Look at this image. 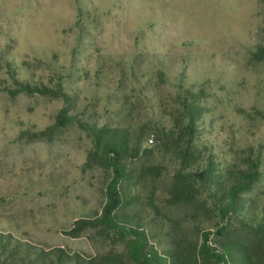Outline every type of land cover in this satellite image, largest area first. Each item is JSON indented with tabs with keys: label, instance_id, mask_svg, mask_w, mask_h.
<instances>
[{
	"label": "rangeland",
	"instance_id": "374dc122",
	"mask_svg": "<svg viewBox=\"0 0 264 264\" xmlns=\"http://www.w3.org/2000/svg\"><path fill=\"white\" fill-rule=\"evenodd\" d=\"M261 46L264 0H0V234L133 264L131 237L91 222L111 204L158 251L197 264H218L208 250L228 240L263 250L204 179L179 171L171 132L180 90H203L195 147L225 167L261 158L243 197L264 210ZM104 128L129 134L121 156Z\"/></svg>",
	"mask_w": 264,
	"mask_h": 264
},
{
	"label": "trees",
	"instance_id": "16d2710c",
	"mask_svg": "<svg viewBox=\"0 0 264 264\" xmlns=\"http://www.w3.org/2000/svg\"><path fill=\"white\" fill-rule=\"evenodd\" d=\"M256 56L260 60L264 59V46L259 47ZM21 87L28 91H40L39 88L28 84L21 85ZM178 94L180 116L178 122H173L174 128L171 131L175 135L174 143L179 149L175 156L176 166L179 171L204 179L217 197L221 214L226 217L231 214L245 228L259 233L263 238L264 246V210H259L256 204L243 197L258 177L261 158L248 159L249 169H243L238 165L225 167L215 156L211 154L206 156L194 144L197 138L205 134L203 125L208 108L203 100L204 91L183 88ZM66 95H68L67 98H71L69 94ZM103 131L107 134L106 138L109 139L110 135L115 140L112 144L113 149L118 156H121V152H124L128 145L129 134L118 129L115 131L119 135L105 128ZM137 141L141 146L144 138L140 137ZM151 141L153 142L152 139ZM120 163L116 161L114 165L119 177L123 175ZM112 195L115 199L121 200L120 191ZM109 205L105 210V215L91 222L102 221L109 231H113L118 236H130L126 254L133 264H197L193 256L191 258L187 254L188 251L185 252L178 246L168 251H158L156 244L151 243L147 226L143 227L133 220L115 217L112 215L115 206ZM13 243H16L15 239L0 234V256L6 257L10 264H128L116 256L88 258L80 253L60 248L47 249L22 242L20 243L22 247H19L17 244L12 245ZM208 253L214 256L218 264H264V247L260 252L252 251L237 241H224L220 243V248L212 252L208 250Z\"/></svg>",
	"mask_w": 264,
	"mask_h": 264
}]
</instances>
